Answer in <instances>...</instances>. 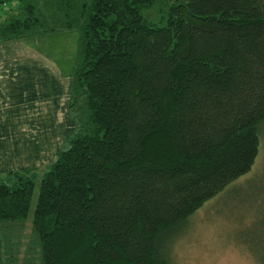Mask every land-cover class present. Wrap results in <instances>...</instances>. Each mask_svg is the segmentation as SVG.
Masks as SVG:
<instances>
[{
    "label": "trees",
    "instance_id": "trees-1",
    "mask_svg": "<svg viewBox=\"0 0 264 264\" xmlns=\"http://www.w3.org/2000/svg\"><path fill=\"white\" fill-rule=\"evenodd\" d=\"M70 28L75 126L32 214L35 172L0 180V228L30 220L38 264H169L162 235L258 153L264 0H0V41Z\"/></svg>",
    "mask_w": 264,
    "mask_h": 264
},
{
    "label": "rangeland",
    "instance_id": "rangeland-1",
    "mask_svg": "<svg viewBox=\"0 0 264 264\" xmlns=\"http://www.w3.org/2000/svg\"><path fill=\"white\" fill-rule=\"evenodd\" d=\"M16 3L12 1L5 7H12L7 13L16 11ZM146 13L156 18L158 5ZM48 24L51 25L52 21ZM78 53L77 28L53 30L27 40L0 43V55L15 58V63L6 65L26 66L23 69L26 70L25 76L31 75L34 81H38L37 73L53 79L62 106L61 111L57 99V106L44 108L47 105L44 103L38 109L29 106L27 112L16 110L20 119L15 118V122L0 119V157L3 158L0 161L7 169L26 167L35 172L36 186L30 214L40 176L54 161L58 151L67 146L66 135L76 123L70 113V94ZM0 71L8 72L10 68L2 67ZM16 80L14 78L13 83H20L24 78L19 75ZM3 95L0 104L7 96L5 92ZM23 114L28 116L27 120L22 119ZM34 115L42 116L43 120L37 121ZM257 131L259 149L250 169L206 200L184 222L162 235L161 249L168 255L169 264H264V119L258 124ZM28 140L30 144H26ZM5 177L6 173H0V180ZM0 233L6 236L2 242L1 263L38 264L37 243L30 220L8 222L0 228Z\"/></svg>",
    "mask_w": 264,
    "mask_h": 264
},
{
    "label": "crops",
    "instance_id": "crops-1",
    "mask_svg": "<svg viewBox=\"0 0 264 264\" xmlns=\"http://www.w3.org/2000/svg\"><path fill=\"white\" fill-rule=\"evenodd\" d=\"M12 42L14 40H3L0 41V43L3 42ZM14 62L15 63V58L12 57L11 55H0V68H10V71L8 72H3L0 71V97H3V93H6L5 99H2V104L3 105L0 107V119L1 121L4 122H15V118H19V115H17L16 110H21L23 109L24 111L27 112L29 109L28 107L31 106L32 109H38L39 106L43 105L45 103V107H50V105H58V101L60 102V98H57V93L56 89L57 85L55 82H53V79H50L47 76H44L43 74L40 75V73H37L38 76V81L31 80V75L30 77L25 76L26 70H23L24 67L26 66H8L10 63ZM6 63L8 65H6ZM29 73V71H28ZM71 74V73H70ZM8 75V76H6ZM19 75H22L24 80L22 82L18 83H13L14 78L15 81L16 77ZM9 80V82L7 81ZM12 82V84H10ZM10 84V86H9ZM2 88L7 89V91L3 90ZM48 101H51V103H48ZM60 109L62 111V106L60 102ZM15 112V114H14ZM20 112V111H19ZM66 114V113H65ZM22 116L24 120L28 119V116L26 114H23ZM27 116V117H26ZM35 116V115H34ZM37 121L43 120L42 116L36 115ZM40 117V118H39ZM57 119V118H56ZM29 120H32L30 118ZM46 124V122H44ZM32 138V137H31ZM29 142H26V144H30ZM36 151V148L34 149ZM37 152H35V157ZM2 160L3 158L0 157ZM26 168V167H25ZM13 169V168H9ZM9 169H7L6 165H3L2 161H0V173H6Z\"/></svg>",
    "mask_w": 264,
    "mask_h": 264
}]
</instances>
